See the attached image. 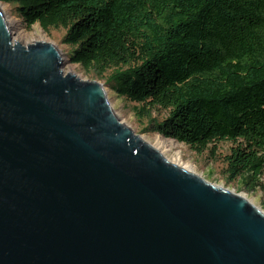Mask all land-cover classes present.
I'll return each instance as SVG.
<instances>
[{
	"label": "water",
	"instance_id": "95a60500",
	"mask_svg": "<svg viewBox=\"0 0 264 264\" xmlns=\"http://www.w3.org/2000/svg\"><path fill=\"white\" fill-rule=\"evenodd\" d=\"M0 9V264H264V212L169 162L102 84Z\"/></svg>",
	"mask_w": 264,
	"mask_h": 264
},
{
	"label": "trees",
	"instance_id": "16d2710c",
	"mask_svg": "<svg viewBox=\"0 0 264 264\" xmlns=\"http://www.w3.org/2000/svg\"><path fill=\"white\" fill-rule=\"evenodd\" d=\"M64 30L72 64L138 105L149 129L201 153L233 144L227 177L264 195V0H0Z\"/></svg>",
	"mask_w": 264,
	"mask_h": 264
},
{
	"label": "rangeland",
	"instance_id": "374dc122",
	"mask_svg": "<svg viewBox=\"0 0 264 264\" xmlns=\"http://www.w3.org/2000/svg\"><path fill=\"white\" fill-rule=\"evenodd\" d=\"M0 9L10 26L13 42H18L26 46L37 41H46L55 45L63 55L64 72L73 73L82 80L96 81L102 84L106 92L108 103L121 122L130 127L135 134L139 135L151 146L156 144L158 141L157 139L164 141L166 147L161 148L160 151L168 161L191 170L193 173L216 186H220L235 194L241 195L264 212V195L259 188L250 189L248 185L245 186L241 183L240 178L230 181L227 177V166L224 161V156L230 153L233 144L225 141L213 143L209 145L207 149L198 153L183 143L175 142L172 139H165L153 133L149 129V120H162L166 115L164 110L148 107L144 115H138L136 112L139 108L138 105L118 97L116 93L108 88L102 77H95L91 72L89 73L83 70L79 65L71 63L68 55L71 49L61 43V39L65 33L63 29L51 28L45 31L39 24H34L28 28L25 23L15 15L13 5L0 2Z\"/></svg>",
	"mask_w": 264,
	"mask_h": 264
},
{
	"label": "bare ground",
	"instance_id": "6f19581e",
	"mask_svg": "<svg viewBox=\"0 0 264 264\" xmlns=\"http://www.w3.org/2000/svg\"><path fill=\"white\" fill-rule=\"evenodd\" d=\"M158 141L156 142V144L153 146L156 150H158L161 154H163L161 151H160V149L161 148H163V147H166L165 146V142L164 141H162L161 139H157ZM148 143V142H147ZM170 162V161H169ZM172 163V162H171ZM172 164H174V165H177V164H175V163H172ZM178 166V165H177ZM180 167V166H179ZM181 168H183L184 170H186V171H188V172H192L191 170H189V169H186V168H184V167H181ZM241 196V195H240Z\"/></svg>",
	"mask_w": 264,
	"mask_h": 264
}]
</instances>
